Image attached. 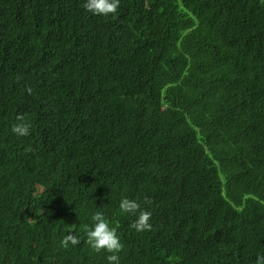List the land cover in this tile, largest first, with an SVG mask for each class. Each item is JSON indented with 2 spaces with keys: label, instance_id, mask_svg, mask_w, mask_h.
Returning a JSON list of instances; mask_svg holds the SVG:
<instances>
[{
  "label": "trees",
  "instance_id": "trees-1",
  "mask_svg": "<svg viewBox=\"0 0 264 264\" xmlns=\"http://www.w3.org/2000/svg\"><path fill=\"white\" fill-rule=\"evenodd\" d=\"M84 3L0 0V264H108L84 242L96 211L119 226L120 264H255L264 0Z\"/></svg>",
  "mask_w": 264,
  "mask_h": 264
},
{
  "label": "clouds",
  "instance_id": "clouds-1",
  "mask_svg": "<svg viewBox=\"0 0 264 264\" xmlns=\"http://www.w3.org/2000/svg\"><path fill=\"white\" fill-rule=\"evenodd\" d=\"M120 5V0H85L84 8L94 15L109 16L117 13ZM30 90V89H29ZM18 123L12 125L11 131L17 136H26L30 133L31 125L25 122L23 115H17ZM146 204H151L150 197H144ZM119 209L122 213L136 216V219L130 224V227L136 232L150 231L152 224L150 223L152 213L141 207V203L137 199L123 197L119 203ZM93 225H83L87 243L93 251L100 253L106 251L110 253L106 259L108 264H120L119 253L124 245L117 233L118 225L113 226L105 214L101 211H96L91 216ZM81 243L80 235L75 228H69L68 234L65 235L60 244L63 248H68L69 245H78ZM255 264H264V254H257Z\"/></svg>",
  "mask_w": 264,
  "mask_h": 264
}]
</instances>
